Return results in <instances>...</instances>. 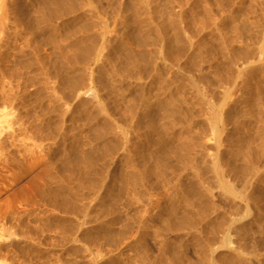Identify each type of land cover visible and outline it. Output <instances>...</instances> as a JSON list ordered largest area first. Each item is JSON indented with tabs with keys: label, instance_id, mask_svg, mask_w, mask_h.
Segmentation results:
<instances>
[{
	"label": "rangeland",
	"instance_id": "obj_1",
	"mask_svg": "<svg viewBox=\"0 0 264 264\" xmlns=\"http://www.w3.org/2000/svg\"><path fill=\"white\" fill-rule=\"evenodd\" d=\"M241 263L264 264V0H0V264Z\"/></svg>",
	"mask_w": 264,
	"mask_h": 264
},
{
	"label": "bare ground",
	"instance_id": "obj_2",
	"mask_svg": "<svg viewBox=\"0 0 264 264\" xmlns=\"http://www.w3.org/2000/svg\"><path fill=\"white\" fill-rule=\"evenodd\" d=\"M56 2L57 1H53V4L55 5V8H57V5L58 4H56ZM64 5V4H63ZM16 6H18V5H16ZM67 6L68 7H70L69 6V4L67 3V5H65L64 7H65V9L67 8ZM72 6V5H71ZM61 7V6H60ZM72 8H73V6H72ZM22 10V9H21ZM56 10V9H55ZM60 10V9H59ZM23 13V12H22ZM63 13H67V12H63ZM17 14H18V12H17ZM54 15H56V14H54L53 12H51L50 11V9H46L45 7H41V8H39V16H38V19H37V22L39 23V24H43V26L44 25H46L51 19H54V17H57V16H62L63 14H61L60 15V13L57 15V16H54ZM59 18V17H58ZM62 18V17H61ZM236 18V17H235ZM136 25V24H135ZM242 26H245V25H242ZM236 28V27H235ZM242 28H245L246 29V26L245 27H242ZM241 27H240V29L243 31V29H242ZM47 29H48V27H47ZM144 29V28H143ZM141 28H138V27H136V26H134L133 25V30H131L130 32H129V38H131V40H133V41H135L139 46H144L145 44H147L146 43V41H148V40H146V38L147 37H145V36H143V35H146V34H143V35H141ZM146 36H148V35H146ZM149 39V38H148ZM179 49V48H178ZM87 52H88V50L87 51H85V50H82V52L78 55V57L76 56L75 57V60H77V62H78V60L80 61V60H82L83 58H85L86 57V55H87ZM145 52V51H144ZM194 54V53H193ZM192 54V55H193ZM237 54H240V52H238V53H236L235 55H237ZM144 55H146V54H144L143 53V59H144ZM245 55H247V54H245ZM145 57H147V56H145ZM240 57V56H239ZM77 58V59H76ZM241 58V57H240ZM248 58V57H247ZM191 60H193V59H191ZM195 65V64H194ZM193 66V65H192ZM134 67V66H133ZM136 67V66H135ZM136 69V68H135ZM261 69V68H260ZM74 81H75V79H74ZM73 80H69L67 77H64L63 79H62V86H63V88H65L67 91H69V92H73L75 89V87L77 86V83L75 84V82H74ZM161 99H163V98H160V99H157L156 98V101H154V102H152V103H150V102H148V101H143V102H145L144 104H145V109H144V111H143V113H141V114H143V116L147 119V121H148V123H147V126H145V127H147L146 129L148 130V132H151V134H155L154 136H155V139H153V138H151V140L153 139V142L155 141V143L157 144V145H159L160 143L159 142H163V141H160L161 139H162V137L160 136V135H163V134H161V129L160 128H158L157 127V125H156V123L154 122V111H155V109L156 108H159V107H164V103L166 104L167 102H164V101H162ZM169 104V103H168ZM167 105V104H166ZM143 106V105H142ZM154 109V110H153ZM133 113H135V112H133ZM135 117V116H134ZM146 130V131H147ZM148 132H146V133H148ZM163 133V132H162ZM151 134H149L148 133V135H149V137H152L151 136ZM150 139V138H149ZM150 140V141H151ZM149 141V142H150ZM148 142V139H147V143H149ZM152 142V141H151ZM159 143V144H158ZM150 145H151V143H149ZM150 148V147H149ZM96 154H99V153H96ZM85 157L82 159V160H84L87 164H88V166H89V168H90V170L88 171V173L87 174H89V177H90V179L92 180V181H95V180H97V177H96V171H95V169H93V166H94V163H95V160H96V155H95V153H93L92 151L90 152V153H85ZM101 159V158H100ZM98 161V160H97ZM124 178V177H123ZM123 178L121 177V179L119 178V180H120V184L121 185H119V186H121V187H119V192H120V194H121V190H122V186H123ZM132 179V178H131ZM131 179H128V180H130L131 181ZM94 183V182H93ZM138 185H139V183H138ZM133 186H137L136 185V183L133 185ZM44 188H40L39 189V192H38V194H43L44 193ZM117 190V189H116ZM37 191H38V188H37ZM116 192H118V191H116ZM138 192V191H137ZM136 194V193H135ZM59 206H61L62 208L64 207L63 206V204H60ZM171 211H173V206L171 207ZM167 216V218H168V216L170 217V215H166ZM166 218V217H165ZM164 218V219H165ZM170 219H172V217L170 218ZM188 219L187 218H183V219H181V221L179 220L178 221V223L176 222V224H175V230H176V227H178L177 226V224L179 225V227H180V223H181V225H183L186 221H187ZM164 221V225L166 226V228H168V229H171L172 230V224L170 225L169 223H170V221L168 222V220H163ZM173 227V228H174ZM165 228V229H166ZM167 230V229H166ZM113 239V238H112ZM230 244V243H229ZM176 251H173V252H171L172 253V256H173V258H175L176 257ZM178 256V255H177ZM177 258V257H176ZM175 258V259H176ZM178 259V258H177ZM240 262H242L241 260H239ZM239 261H235L234 260V262L236 263H238ZM244 263V262H243ZM242 264V263H241Z\"/></svg>",
	"mask_w": 264,
	"mask_h": 264
}]
</instances>
